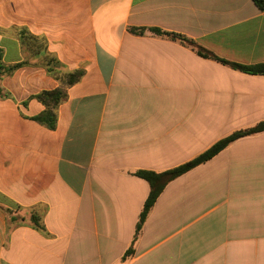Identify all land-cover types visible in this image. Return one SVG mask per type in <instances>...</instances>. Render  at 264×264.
<instances>
[{"label": "crops", "instance_id": "crops-1", "mask_svg": "<svg viewBox=\"0 0 264 264\" xmlns=\"http://www.w3.org/2000/svg\"><path fill=\"white\" fill-rule=\"evenodd\" d=\"M252 0H0V264H264V132L150 193L136 175L192 161L264 122ZM137 31V32H136ZM142 31V32H138ZM25 36V39L23 37ZM82 70L49 129L43 91Z\"/></svg>", "mask_w": 264, "mask_h": 264}, {"label": "trees", "instance_id": "trees-1", "mask_svg": "<svg viewBox=\"0 0 264 264\" xmlns=\"http://www.w3.org/2000/svg\"><path fill=\"white\" fill-rule=\"evenodd\" d=\"M256 6L264 12V0H252ZM137 32V31H136ZM142 32V31H138ZM154 32L158 35L168 37L175 41H180L181 43L185 44L186 46L191 47L195 50L199 55L205 58L213 59L219 61L225 65H228L236 70H240L242 72L253 74V75H264V64H256V65H242L237 63L228 62L226 60L220 59L215 56L210 51L206 50L196 42L191 39H188L182 35L173 34V33H166L161 32L160 30H154ZM25 39V36L23 37ZM43 48V57L46 66H48V72L51 73L53 76L56 77L58 81L61 82L62 86L54 89L43 91L39 95H37V99L42 103L45 107L44 111L35 117V120L40 124L46 126L49 129H55L57 125V110L58 107L63 103V101L67 97L66 89L78 83L82 76V70H76L73 72L67 73H60L58 68L60 67L59 62L55 57L48 54L46 51V47L43 45H39V49ZM23 64H16L11 66H6L2 62V57L0 55V98H4L8 96V93L4 91L1 86L2 79L5 75L13 73L16 69L21 67ZM264 132V122L257 124L254 127L247 128L244 130H239L234 132L230 136L218 141L212 147H210L207 151L196 157L190 162H187L177 168L165 171V172H152V171H138L136 175L142 179H144L150 186V193L144 205V209L142 211L140 222L138 225V231L140 230L141 225L146 220L150 210L154 206L156 200L166 187V185L171 182L172 180L180 177L181 175L185 174L186 172L192 170L193 168L197 167L198 165L210 160L215 155L220 153L230 144L235 142L238 139L248 137L251 135H255L258 133Z\"/></svg>", "mask_w": 264, "mask_h": 264}]
</instances>
